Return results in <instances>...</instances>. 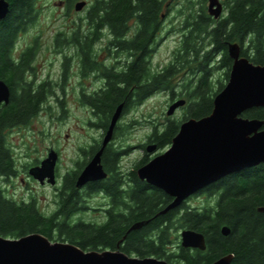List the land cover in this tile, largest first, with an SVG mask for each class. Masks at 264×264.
Returning <instances> with one entry per match:
<instances>
[{
    "label": "trees",
    "instance_id": "16d2710c",
    "mask_svg": "<svg viewBox=\"0 0 264 264\" xmlns=\"http://www.w3.org/2000/svg\"><path fill=\"white\" fill-rule=\"evenodd\" d=\"M8 1L9 13L0 21V79L5 80L12 91L9 104H0V177L5 179L17 173L14 150L8 140L9 131L27 126L55 93L54 85L44 82L37 86L25 78V74L33 70L37 39L34 45L15 55L20 36L36 21L39 0ZM74 1L67 0L68 6ZM170 1L94 0L85 17L80 18L86 20L87 31L80 24L69 34L60 31L56 35L57 44L61 46L73 44L76 38H105L106 35L133 38L124 42L129 52L136 56L128 71L121 74L111 72L109 87L87 98L100 127L107 126L118 105L128 96L131 99L137 94L134 101L139 105L157 90L173 91L172 76L178 72V64L182 61L199 60L196 71H200L198 82L191 80L184 84V87L190 85L187 92L192 98L187 109L189 117L186 118L210 114L215 95L226 85L219 79L218 87H213L211 79L219 70L217 64L224 66L225 78H229L233 62L228 53L230 42L239 43L241 54L252 62L264 64V0H225V13L220 19L208 13L207 0L198 1L199 9H196L194 0H186L178 10L185 19L183 39L175 52L176 61L167 63L153 76L147 45L162 33L167 11L173 6H169ZM193 56L194 59L189 58ZM121 82L124 86L120 85ZM129 102L125 104L124 112L131 107ZM243 116L264 120V107L248 109ZM181 122L167 118L162 126L154 127L148 135L149 142H154L159 150L168 147L179 132ZM99 145L96 141L90 147L80 148L88 158L84 162L78 161V168L65 174L58 193V208L52 213L43 212L34 196L15 199L0 185V235L18 238L40 232L51 240L58 236L86 250L121 249L141 258H164L171 264H212L229 253L234 254L231 264H264V212L258 211V207L264 205V163L229 174L210 185L204 196L206 201L200 207L182 205L162 215L158 213L169 204L171 197L163 190L141 182L132 170L128 177L138 182L128 189L129 213L124 215L108 210L104 221H87L83 217L89 208L85 198L103 190L117 199L120 186L115 180L120 176L115 170L130 149L108 144L102 160L109 175L90 183L84 189L85 194H81L75 185L76 178ZM148 159L145 153L134 167ZM115 203L120 208V203ZM143 220L150 222L129 231L134 223ZM225 225L231 229L228 235L222 233ZM183 228L205 234L206 249L184 248L175 242L177 235L173 231Z\"/></svg>",
    "mask_w": 264,
    "mask_h": 264
},
{
    "label": "water",
    "instance_id": "95a60500",
    "mask_svg": "<svg viewBox=\"0 0 264 264\" xmlns=\"http://www.w3.org/2000/svg\"><path fill=\"white\" fill-rule=\"evenodd\" d=\"M225 0H208V13L220 19ZM86 1H78L75 10L81 11ZM10 2L0 0V21L9 13ZM228 53L232 58L229 79L214 97L210 114L201 118H189L181 123L179 132L171 145L162 153L157 146H146L148 154L154 155L137 169L138 176L152 186L163 190L173 200L158 214H166L178 208L189 197L205 189L225 176L264 163V120L247 118L243 113L253 107H264V64H256L241 54V45L230 42ZM11 88L0 79V104H9ZM185 99H178L169 105L167 115L185 105ZM121 103L112 115L101 147L93 154L76 179V187L82 188L89 182L105 179L102 156L112 141L115 127L122 115ZM59 154L51 149L40 165L29 173L40 183L55 185L56 165ZM264 212V205L258 207ZM150 220L134 223L130 230L140 229ZM231 229L223 226L222 233L228 235ZM181 246L205 250L206 237L200 231L185 228L181 231ZM234 254L229 253L212 264H231ZM0 264H171L164 258H144L127 254L121 249L86 250L68 241H54L40 232H32L18 238L0 235Z\"/></svg>",
    "mask_w": 264,
    "mask_h": 264
},
{
    "label": "rangeland",
    "instance_id": "374dc122",
    "mask_svg": "<svg viewBox=\"0 0 264 264\" xmlns=\"http://www.w3.org/2000/svg\"><path fill=\"white\" fill-rule=\"evenodd\" d=\"M78 1L82 0H75L69 7L67 0H39V12L36 21L20 36L15 51V55L18 56L22 49L33 45L37 39V53L32 62L33 72L30 71L25 74L28 81L32 79L42 81L49 77L54 82H60L63 55L58 53L59 50L56 51L58 47H56L55 37L60 31H65L67 34L71 33L80 24L82 29L87 31L86 20L81 21L80 18L85 17L94 0H84L86 1L85 7L81 11H76L75 4ZM194 1L196 2V9H199V0ZM185 2L186 0L170 1L169 6H173L167 11L164 29L158 40L159 45L152 57V64L157 71L173 60L175 52L182 42L185 15L179 13L178 10L183 7ZM206 5L208 6V0ZM68 7L69 11L67 10ZM105 38L110 37L106 35ZM105 40L103 42L106 44L109 39ZM59 48L67 51L69 47L59 45ZM189 58L194 59L195 57ZM198 63L199 60L190 63H183L182 61L178 64V72L172 76L177 92H182L184 84H188L192 79L194 82L198 81L200 76V73L196 71ZM74 64L75 60L73 59V69L70 67V72L76 70ZM219 79H225L223 70L216 71L211 79L214 89L218 87ZM69 82L73 84L67 85L64 91L54 85V96L50 97L49 102L43 106L39 114L27 126L14 127L9 131L8 140L14 150L17 173L8 179L0 177V185L6 189L9 196L15 199L34 196L38 201L39 208L47 214L55 211L57 207L55 201L58 199V189L56 188L61 187L64 175L68 171L77 169L78 161L84 162L88 158L80 148L90 147L95 139L100 138L102 132L90 124L91 120L95 121V117L91 107L80 101L81 90L76 84L78 80L72 76ZM87 86H92L87 89L92 91L91 88L94 85L89 83ZM170 94V90L160 92L144 103L131 107L122 115L119 123L120 129L114 134L112 143L115 147L121 146L122 149H129L130 147V153L122 158V165L126 169H132L145 152L138 145L145 142L155 125L154 123L162 126L167 118L181 120L184 109L176 111L172 116L167 115ZM50 149L60 151V160L57 165L58 180L55 185L40 183L29 173L32 167L40 165L41 161L48 156ZM99 201L100 199L97 200V198L90 196L87 205L92 207L98 205ZM205 201L204 196L195 197L190 201V205L200 207ZM83 217L87 221H102L105 213L88 208L83 213ZM183 229L173 231L177 235L175 242L180 244ZM55 239L54 241H63L58 236H55ZM176 245L175 243L174 246Z\"/></svg>",
    "mask_w": 264,
    "mask_h": 264
},
{
    "label": "flooded vegetation",
    "instance_id": "af4514ba",
    "mask_svg": "<svg viewBox=\"0 0 264 264\" xmlns=\"http://www.w3.org/2000/svg\"><path fill=\"white\" fill-rule=\"evenodd\" d=\"M224 13H225V6H224L223 14ZM105 39H109L106 44L103 42V41H106ZM130 39H133V38H76V40L74 39L75 41H74L73 44L69 43V45H67V47H69L67 51L62 50L61 48H59V45L57 44V41L55 40L56 47H58V49H56V51L58 52V50H59L58 53L63 55L62 65H61V80H60V82H54V80H52V78H49V77L46 78V79H43L42 81H39V80H36V79H32L31 81L34 82V84H37V86L39 84H41V83L47 82V83H49L51 85H56L58 88L61 89V87L65 88L67 85L69 86L70 84L71 85L73 84V83L69 82L71 77L73 76V77H75L78 80V82L76 84H78V86H79V88L81 90L80 101L82 103L88 104L89 103L88 99H89L90 96L97 94V92H99V91H104V90H106L109 87V77H110L111 72L121 74V73H124V72L128 71L129 64L136 57L134 54H131L129 52V50L127 49V47H126V45L124 43L125 41L128 42V40H130ZM158 40H159V38H157L155 40H152L151 43L149 45H147V50L150 51V54H151L149 63L151 65V74L153 76L156 75V72L160 71V70L157 71L155 69V67L153 66V64H152L153 54L155 53L156 48L159 45ZM34 44H35V41H34ZM145 51H143L142 53H144ZM175 58L176 57L174 56L172 61H176ZM73 59L75 60V64L74 65H75L76 70H71V72H70L69 71L70 68L68 69L67 66L69 65L71 67V69H73L72 68V66H73L72 65V60ZM217 65L219 67L218 71H220L221 69L222 70L224 69V66L221 67L220 63L217 64ZM230 70H231V68H230ZM72 71L74 72V74H73ZM223 71H224V76H225V72L226 71L225 70H223ZM31 72H33V70ZM197 72L200 73V71H197ZM228 79L225 78L224 79L225 81L224 80H222V81L225 82V84H226ZM31 81H29V82H31ZM38 81H39V84H38ZM192 81H193V79H192ZM198 81H199V79H198ZM89 83H92V85H94L93 88H91L92 91H88L87 90L90 87H92V86H87ZM120 85L124 86V83L121 82ZM134 87L135 86H133L130 91H132L134 89ZM153 87H154V89H156L155 85H153ZM188 87H190V85L184 87L182 92H177L175 89H173V91H171V94H170L171 96H170V98L168 100V105H170L171 103L175 102L178 99H182L183 98V99L186 100L185 105L181 106L180 108H178L176 110V111H178L180 109H184V113H183V116L181 118L182 122H184L185 120L189 119V118H186V117H189L188 114H187V109L192 104L191 95L187 92V88ZM163 91H168V89L155 91L147 99L142 101V103H144L146 100L150 99L151 97H154L155 95H157L158 93L163 92ZM136 98H137V94H135V95L133 94L131 99H129V96H128V98H126V100L122 102L124 104V107H125V104L127 103V101L128 102L130 101L129 102L130 104L132 103L131 107L138 106V104L134 101ZM142 103H140V104H142ZM131 107H129V109ZM129 109H127V111ZM91 110H92V112L94 114V109L91 108ZM127 111H125V112H127ZM125 112H124V108H123L122 115L125 114ZM122 115H121V117H120V119H119V121H118V123H117V125L115 127L114 134H116L118 132V129H120L119 123L121 121ZM94 117H95V121L91 120L90 124L93 127H96L98 129H100V131H102L101 135H100V138L98 140L95 139V141H94V143L96 141H99V144H100L99 148H100L101 144H102L103 137H104V135H105V133H106L108 127H109V124H110V121H111L112 117L109 120V123L107 124V126L105 128L99 126V120L97 119V116L95 114H94ZM191 118H193V117H191ZM152 122H154V121H152ZM154 124L155 125L153 126V129H154L155 126H158L157 123H154ZM153 129L150 132V134L153 132ZM110 143H112V141ZM150 143H154V142H149L148 136H147L145 142H143L140 145H138L140 148H142L145 151L142 154L141 158H143L145 153H146L148 155V158H149L148 161L152 157H154V155L148 154L147 151H146V146L148 144H150ZM168 147H166L164 149H160V150L157 149V153L156 154L162 153ZM99 148H97V150ZM50 150H48V151H50ZM97 150H95V152ZM56 151L59 154V159H58V162H57V165H58L59 160H60V151L58 149ZM129 153L130 152L128 151L123 156L128 155ZM93 154H92V156H93ZM92 156L89 157V160L91 159ZM102 162H103V160H102ZM143 164H145V163H143ZM143 164H141V165H143ZM57 165H56L55 172H56V178L58 180V172L59 171H58ZM141 165H139L138 167H140ZM138 167H133L132 169L128 170L122 165V163L120 165H117V169L115 170V172L118 174V176H120V178H118V180H115L116 181L115 183L120 186V192H119V195H117V199L116 200L114 199V197L112 195L105 193L103 190H99L98 192H95V193H93L91 195V197L97 198V200L100 199V201L98 202V205H95V206H92V207L89 206V209L103 211L105 213V217H104V219L102 221H104L106 219V217L108 216V210H110V211L113 210L115 212L118 211V212H120V213H122L124 215L129 213V211H130V208H129L130 198L128 196V189H129L130 186L136 185V183L138 181L135 180V178H129L128 175H129V173L132 170H134L136 172L137 176H138V173H137ZM138 178L144 184L152 186L146 180H142L139 176H138ZM62 179L64 180V177ZM63 180H62V184H63ZM90 183H92V182L87 183L83 188H79V191H80L81 194H85L83 191L86 188V186H88ZM62 184H61V186H62ZM212 184H214V183H212ZM152 187L154 188V186H152ZM208 187H206L205 189H203V190L197 192L196 194L192 195L191 197H189L186 201H184L182 203V205L190 204V201L192 199H194L195 197L205 196L206 190H207ZM56 189H58V192H57V194H58L60 187L56 188ZM85 200L87 201L88 198H85ZM172 200H173V197H171L170 202ZM115 202L120 203L119 204L120 208L117 207V203H115ZM55 203L57 205L55 210H57V208H58V199H56ZM98 222H101V221H98ZM132 256H136V255H132ZM136 257H138V256H136Z\"/></svg>",
    "mask_w": 264,
    "mask_h": 264
}]
</instances>
